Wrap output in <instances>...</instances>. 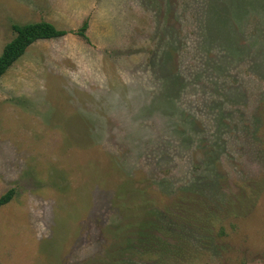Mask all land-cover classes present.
I'll return each mask as SVG.
<instances>
[{
    "label": "rangeland",
    "instance_id": "1",
    "mask_svg": "<svg viewBox=\"0 0 264 264\" xmlns=\"http://www.w3.org/2000/svg\"><path fill=\"white\" fill-rule=\"evenodd\" d=\"M41 20L87 38L0 76V264H264V0H0V53Z\"/></svg>",
    "mask_w": 264,
    "mask_h": 264
},
{
    "label": "trees",
    "instance_id": "2",
    "mask_svg": "<svg viewBox=\"0 0 264 264\" xmlns=\"http://www.w3.org/2000/svg\"><path fill=\"white\" fill-rule=\"evenodd\" d=\"M14 31L13 38L8 41L0 53V76H2L27 50V48L40 39H54L68 33H75L87 38L86 29L88 22L83 21L77 29H58L51 22L41 20L23 24H12ZM14 189L11 188L0 196V207L8 203L14 196ZM176 199L171 201L162 211L147 208L142 212L139 221H212L217 217L218 206L188 187L176 194ZM168 216L169 220L165 219Z\"/></svg>",
    "mask_w": 264,
    "mask_h": 264
}]
</instances>
